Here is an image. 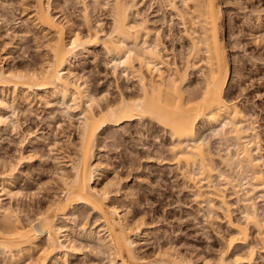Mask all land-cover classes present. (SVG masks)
<instances>
[{
    "label": "bare ground",
    "instance_id": "bare-ground-1",
    "mask_svg": "<svg viewBox=\"0 0 264 264\" xmlns=\"http://www.w3.org/2000/svg\"><path fill=\"white\" fill-rule=\"evenodd\" d=\"M159 1L175 12L188 37L189 52L184 60L181 57L182 67H170L164 61L159 31L152 36L147 19L132 20L137 11L135 0H106L111 22L105 32L99 24L89 25L88 6H83L87 22L83 36L68 20L62 22L52 14L48 0H33V24L51 33L49 55L31 69L5 68L0 60V131L8 125L7 118L14 117V110L9 109L17 97L27 105L38 98L47 105L60 102L68 119L73 116L69 111L76 112L78 138L75 156L66 162L69 170L60 167L56 173L62 195L33 216L11 202L20 197L14 184L23 155L15 161L0 159V264H68L76 259L80 252L74 243L76 235L58 219H74L73 209L79 205L98 216L96 231L87 230L84 217L81 238L97 245L100 254L106 255V264H207L187 259L171 248H161L152 258L141 256L134 240L138 227L108 203L109 188L115 183L103 178V168L95 162L97 137L121 125L136 123L144 128L145 122L168 135L166 162L175 165L196 203L208 208L209 217L218 212L223 215L229 229L228 253L220 254L217 264H253L256 251L264 253V214L257 207V200L264 203V154L251 118L225 94L231 69L222 35L221 5L218 0ZM93 2L100 4L99 0ZM94 46H101L107 54L114 75L135 77L137 93L119 92L113 101L106 95H94L75 71V64ZM194 70L200 71L201 80L188 88ZM5 87L11 89L10 96L4 93ZM204 131L210 133V139H217L219 152L211 150L209 138L202 136ZM228 191L240 206L237 218L232 215Z\"/></svg>",
    "mask_w": 264,
    "mask_h": 264
},
{
    "label": "rangeland",
    "instance_id": "rangeland-1",
    "mask_svg": "<svg viewBox=\"0 0 264 264\" xmlns=\"http://www.w3.org/2000/svg\"><path fill=\"white\" fill-rule=\"evenodd\" d=\"M99 1L100 4L95 5L93 0H48V4L58 20H68L66 22L83 36L87 32V22L84 23L83 16L85 6H88V14H85L89 15V25L99 24L98 27L103 32L109 29V5L106 0ZM179 1L177 5L180 4ZM135 2H138L136 16L139 12V18L135 16L132 20L139 21L140 16L147 19L152 36L159 31L164 61L170 67L174 64L183 66L184 55L189 52L190 45L183 32L182 21L170 10L168 4L159 0ZM217 2L224 13L222 35L231 69L225 94L228 99L236 101L239 108L251 118L261 139V152L264 154V0ZM32 4L33 0H0V14L4 16L0 15V60L3 59L1 62L5 68H35L49 55L47 39L51 37V33H47L39 24H33ZM90 51L79 59L74 68L77 75L82 77L81 80L89 84L95 96L106 95L104 97L108 101H113L119 98L120 93L133 95L138 92L133 75L128 74L126 78L120 73L117 76L113 74L109 57L101 46H94ZM4 56L5 59L2 58ZM200 78V71L194 70L190 75L188 88L196 86ZM3 90L7 96L11 95L12 91L8 87ZM27 104L28 102L17 97L16 104L10 106V112L14 110L15 113L14 117L12 115L7 118L8 125L0 131V159L15 161L19 154L23 155V160L19 162L20 173L14 184L20 197L11 202L13 207L17 205L26 209L33 216L52 198L62 195L57 174L61 171L60 167L69 170L66 162L75 156L78 115L69 111L73 116L68 119L66 109H63L65 106L60 102L47 105L36 98L31 104ZM145 124V129L136 126V123L121 125L97 137L99 142L97 141L98 148L95 150V162L103 168V178L115 183L109 188V205L120 214H125L132 226L138 227L134 240L141 256L152 258L161 248H171L187 259L217 264L220 254L227 251L229 229L223 215L218 212L209 220L211 217L208 208L196 203L175 165L166 162L165 157L169 154L165 150L170 143L168 135L154 124ZM204 132L202 136L204 139L209 138L207 142L211 150L219 152L221 147L217 139H210V133ZM57 161L60 163L56 164ZM220 168L223 170L222 166ZM227 193L231 196L234 207L232 215L237 218L240 206L233 201L234 195L230 191ZM1 199L4 204L9 203L3 196ZM257 207L260 214H264L262 201L257 200ZM73 210L75 217L79 219H58L59 223L66 225L76 235L74 243L80 247L77 258L68 264H106V255L100 254L97 245L81 238L80 226L84 217L87 230L96 231L98 216L80 205ZM251 231L254 235V231ZM253 264H264V253L260 250L256 251Z\"/></svg>",
    "mask_w": 264,
    "mask_h": 264
}]
</instances>
